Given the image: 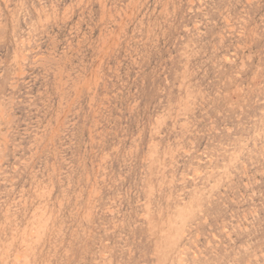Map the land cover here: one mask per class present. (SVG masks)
Returning <instances> with one entry per match:
<instances>
[{"label":"rangeland","instance_id":"1","mask_svg":"<svg viewBox=\"0 0 264 264\" xmlns=\"http://www.w3.org/2000/svg\"><path fill=\"white\" fill-rule=\"evenodd\" d=\"M263 105L264 0H0V264H264Z\"/></svg>","mask_w":264,"mask_h":264},{"label":"bare ground","instance_id":"2","mask_svg":"<svg viewBox=\"0 0 264 264\" xmlns=\"http://www.w3.org/2000/svg\"><path fill=\"white\" fill-rule=\"evenodd\" d=\"M169 2V1H168ZM167 1H166V3H168ZM171 2V1H170ZM32 3V2H31ZM174 3V2H173ZM168 5V4H167ZM204 6V5H203ZM202 7V6H201ZM26 8V7H25ZM28 9V8H27ZM132 9V8H131ZM200 9V8H199ZM228 9V8H227ZM155 10V9H154ZM168 12V11H167ZM183 12V11H182ZM160 13H162V12H160ZM219 13V12H218ZM127 14V13H126ZM228 14V13H227ZM156 15V14H155ZM104 17V16H103ZM161 17V16H160ZM228 17V16H227ZM156 18V17H155ZM223 19V18H222ZM227 19V18H226ZM162 20V19H161ZM229 20V19H228ZM142 21V20H141ZM195 21V20H194ZM75 23V22H74ZM157 23V22H156ZM194 23V22H193ZM214 23V22H213ZM2 24V23H1ZM199 24V23H198ZM72 26V25H71ZM122 26V25H121ZM158 26V25H157ZM80 28V27H79ZM192 29V28H191ZM230 29V28H229ZM233 29V28H232ZM163 30V29H162ZM165 30V29H164ZM199 30V29H198ZM227 30V29H226ZM80 31V30H79ZM30 33V32H29ZM56 33V32H55ZM225 33V32H224ZM116 36H118V35H116ZM159 37V36H158ZM223 37V36H222ZM131 38V37H130ZM114 39V38H113ZM21 40V39H20ZM27 40H28V38H27ZM87 40V39H86ZM85 40V41H86ZM41 41V40H40ZM156 41V40H155ZM64 42V41H63ZM111 42V41H110ZM188 42V41H187ZM54 43V42H53ZM192 43V42H191ZM52 44V43H51ZM55 44V43H54ZM62 44V43H61ZM221 44V43H220ZM194 45V44H193ZM46 47V46H45ZM73 48V47H72ZM190 48V47H189ZM225 48V47H224ZM59 50V49H58ZM65 50V49H64ZM63 50V51H64ZM78 50V49H77ZM30 51V50H29ZM72 52V51H71ZM70 52V53H71ZM204 52V51H203ZM233 52V51H232ZM235 52V51H234ZM62 53V52H61ZM197 53V52H196ZM75 54V53H74ZM145 54V53H144ZM26 55V54H25ZM40 55V54H39ZM73 55V54H72ZM46 56V55H45ZM228 56V55H227ZM19 57V56H18ZM40 57V56H39ZM67 57V56H66ZM79 57V56H78ZM165 58V57H164ZM37 59V58H36ZM106 59V58H105ZM182 59V58H181ZM38 61V60H37ZM67 61V60H66ZM244 61V60H243ZM18 62V61H17ZM78 62V61H77ZM96 63V62H95ZM54 65V64H53ZM138 65V64H137ZM188 65V64H187ZM96 66H98V65H96ZM185 66V65H184ZM243 67V66H242ZM50 68V67H49ZM95 68V67H94ZM185 68V67H184ZM32 69V68H31ZM54 70V69H53ZM71 70V69H70ZM94 70V69H93ZM95 70H96V68H95ZM76 72V71H75ZM91 72H92V70H91ZM54 73H56V72H54ZM66 73V72H65ZM64 73V74H65ZM186 73V72H185ZM117 74V73H116ZM192 74V73H191ZM99 76V75H98ZM186 76V75H185ZM238 76V75H237ZM241 76V75H240ZM90 77V76H89ZM199 77V76H198ZM85 78V77H84ZM104 80V79H103ZM31 81V80H30ZM69 81V80H68ZM82 81V80H81ZM196 81V80H195ZM91 82V81H90ZM168 83V82H167ZM12 84V83H11ZM62 84V83H61ZM78 85V84H77ZM94 85V84H93ZM103 86V85H102ZM82 87V86H81ZM185 87V86H184ZM188 87V86H187ZM37 88V87H36ZM178 88V87H177ZM89 90V89H88ZM221 90V89H220ZM49 92V91H48ZM180 92V91H179ZM186 92H188V91H186ZM47 94V93H46ZM93 94V93H92ZM186 94V93H185ZM218 94V93H217ZM263 96V95H262ZM81 97V96H80ZM187 97H188V95H187ZM191 97V96H190ZM186 98V97H185ZM240 98V97H239ZM257 98V97H256ZM65 100V99H64ZM76 100V99H75ZM205 101V100H204ZM97 102V101H96ZM171 102V101H170ZM194 102V101H193ZM68 103V102H67ZM176 103V102H175ZM263 104V103H262ZM175 105V104H174ZM231 105V104H230ZM95 106V105H94ZM194 106V105H193ZM264 106V105H263ZM48 107V106H47ZM71 107V106H70ZM181 107V106H180ZM66 108V107H65ZM92 108V107H91ZM95 108V107H94ZM255 110V109H254ZM134 111V110H133ZM177 111V110H176ZM66 112V111H65ZM64 112V113H65ZM101 113V112H100ZM168 113V112H167ZM2 114H3V112H2ZM98 114V113H97ZM179 114V113H178ZM188 114V113H187ZM95 115V114H94ZM157 115V114H156ZM155 115V116H156ZM249 115V114H248ZM9 116V115H8ZM107 116V115H106ZM158 116V115H157ZM250 116V115H249ZM248 116V117H249ZM263 116V115H262ZM12 117H13V115H12ZM94 117V116H93ZM36 118V117H35ZM102 118V117H101ZM172 118V117H171ZM170 118V119H171ZM196 118V117H195ZM255 118V117H254ZM12 119V118H11ZM154 119V118H153ZM47 120V119H46ZM63 120V119H62ZM65 120V119H64ZM106 120V119H105ZM107 121V120H106ZM152 121V120H151ZM194 121V120H193ZM110 122H111V120H110ZM153 122V121H152ZM259 122V121H258ZM172 123H174V122H172ZM60 124V123H59ZM253 124V123H252ZM264 124V123H263ZM99 125V124H98ZM237 125V124H236ZM239 125V124H238ZM1 126V125H0ZM224 126V125H223ZM93 127V126H92ZM172 127V126H171ZM226 127V126H225ZM228 127V126H227ZM230 128V127H229ZM228 128V129H229ZM245 128V127H244ZM248 128V127H247ZM246 128V129H247ZM258 128H259V126H258ZM2 130V129H1ZM235 130V129H234ZM4 131V130H3ZM60 131V130H59ZM73 131H75V130H73ZM89 131V130H88ZM181 131V130H180ZM241 131V130H240ZM257 131V130H256ZM198 132V131H197ZM64 133V132H63ZM161 133V132H160ZM262 133V132H261ZM68 134V133H67ZM225 134V133H224ZM51 135V134H50ZM242 135V134H241ZM219 136V135H218ZM222 137V136H221ZM263 137V136H262ZM79 138V137H78ZM87 139V138H86ZM49 140V139H48ZM61 140V139H60ZM77 140V139H76ZM115 140V139H114ZM196 140V139H195ZM218 140H221V139H218ZM229 141V140H228ZM259 141V140H258ZM263 141V140H262ZM261 141V142H262ZM154 142V141H153ZM166 142V141H165ZM220 142V141H219ZM97 143V142H96ZM216 143V142H215ZM236 143V142H235ZM78 144V143H77ZM62 145V144H61ZM96 145V144H95ZM100 145V144H99ZM238 145V144H237ZM32 146V145H31ZM55 146V145H54ZM63 146V145H62ZM185 146V145H184ZM217 146V145H216ZM229 146V145H228ZM239 146V145H238ZM253 147V146H252ZM97 149V148H96ZM217 149V148H216ZM53 150V149H52ZM57 150V149H56ZM192 150V149H191ZM194 150V149H193ZM190 151V150H189ZM236 151V150H235ZM119 152V151H118ZM241 152V151H240ZM60 153V152H59ZM188 153V152H187ZM34 154V153H33ZM147 154V153H146ZM216 154V153H215ZM243 155V154H242ZM263 155V154H262ZM121 156V155H120ZM228 156H229V154H228ZM259 156V155H258ZM193 158H195V157H193ZM196 159V158H195ZM199 159V158H198ZM225 159V158H224ZM236 159H237V157H236ZM226 160V159H225ZM250 160V159H249ZM33 161V160H32ZM239 161V160H238ZM1 162V161H0ZM191 162V161H190ZM200 162V161H199ZM198 162V163H199ZM231 162V161H230ZM94 163V162H93ZM107 163V162H106ZM197 163V164H198ZM211 163V162H210ZM235 163V162H234ZM254 163V162H253ZM53 164V163H52ZM196 164V165H197ZM244 164V163H243ZM177 165V164H176ZM220 165V164H219ZM262 165V164H261ZM251 166V165H250ZM8 167V166H7ZM172 167V166H171ZM216 167V166H215ZM14 169V168H13ZM220 169V168H219ZM237 169V168H236ZM89 170V169H88ZM228 170V169H227ZM74 171V170H73ZM144 171V170H143ZM195 172V171H194ZM242 174V173H241ZM248 174V173H247ZM252 174V173H251ZM90 175V174H89ZM134 175V174H133ZM139 175H141V174H139ZM62 176V175H61ZM220 176V175H219ZM249 176V175H248ZM247 176V177H248ZM91 177V176H90ZM105 177V176H104ZM122 177V176H121ZM169 177V176H168ZM216 177V176H215ZM11 178V177H10ZM208 179V178H207ZM233 179V178H232ZM220 180V179H219ZM4 181V180H3ZM229 181V180H228ZM74 182V181H73ZM256 182V181H255ZM247 184H249V183H247ZM137 185V184H136ZM183 185V184H182ZM223 186V185H222ZM241 186V185H240ZM7 187V186H6ZM123 187V186H122ZM12 189V188H11ZM159 189V188H158ZM257 189V188H256ZM255 190V189H254ZM11 191V190H10ZM81 191V190H80ZM158 191V190H157ZM159 192V191H158ZM166 192V191H165ZM179 193V192H178ZM243 193V192H242ZM264 193V192H263ZM136 194V193H135ZM59 195V194H58ZM176 195V194H175ZM234 195V194H233ZM239 195V194H238ZM225 197V196H224ZM94 198V197H93ZM26 200V199H25ZM124 200H125V198H124ZM254 201V200H253ZM63 202V201H62ZM140 202V201H139ZM103 203V202H102ZM67 204V203H66ZM263 204V203H262ZM86 206V205H85ZM230 206V205H229ZM232 206V205H231ZM251 206V205H250ZM83 207V206H82ZM231 208V207H230ZM237 208V207H236ZM83 210V209H82ZM91 210V209H90ZM244 212V211H243ZM251 212H252V210H251ZM58 214V213H57ZM80 214V213H79ZM166 214V213H165ZM248 214V213H247ZM98 215V214H97ZM43 216V215H42ZM120 216V215H119ZM229 216V215H228ZM241 216V215H240ZM249 216V215H248ZM89 217V216H88ZM230 219V218H229ZM38 220V219H37ZM65 220V219H64ZM79 220V219H78ZM236 220V219H235ZM247 220V219H246ZM45 221V220H44ZM263 221V220H262ZM84 223V222H83ZM97 224V223H96ZM139 225V224H138ZM249 226V225H248ZM86 227V226H85ZM36 228H38V227H36ZM35 228V229H36ZM123 228V227H122ZM242 228V227H241ZM214 230V229H213ZM76 233V232H75ZM133 233V232H132ZM31 234V233H30ZM199 234V233H198ZM251 235V234H250ZM40 236V235H39ZM95 236V235H94ZM129 238V237H128ZM257 238V237H256ZM35 239V238H34ZM36 240V239H35ZM200 241V240H199ZM39 243V242H38ZM202 243V242H201ZM212 243H213V241H212ZM240 243V242H239ZM263 243V242H262ZM25 244V243H24ZM196 244V243H195ZM246 244V243H245ZM259 244V243H258ZM197 245V244H196ZM201 245V244H200ZM235 245V244H234ZM203 246V245H202ZM231 246V245H230ZM232 247V246H231ZM236 247V246H235ZM25 248V247H24ZM31 249V248H30ZM233 251V250H232ZM255 251V250H254ZM21 253V252H20ZM193 253V252H192ZM197 254V253H196ZM17 255H18V253H17ZM71 255H73V254H71ZM89 256V255H88ZM15 257V256H14ZM17 258V257H16ZM257 258V257H256ZM203 262V261H202ZM230 262V261H229ZM212 264V263H211Z\"/></svg>","mask_w":264,"mask_h":264}]
</instances>
